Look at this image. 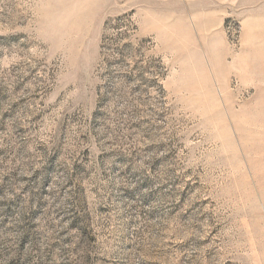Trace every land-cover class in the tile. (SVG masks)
Returning a JSON list of instances; mask_svg holds the SVG:
<instances>
[{"label":"rangeland","instance_id":"rangeland-1","mask_svg":"<svg viewBox=\"0 0 264 264\" xmlns=\"http://www.w3.org/2000/svg\"><path fill=\"white\" fill-rule=\"evenodd\" d=\"M0 264H264V0H0Z\"/></svg>","mask_w":264,"mask_h":264}]
</instances>
